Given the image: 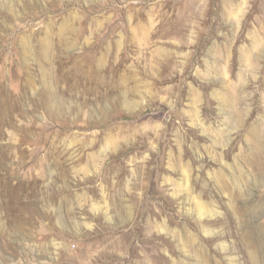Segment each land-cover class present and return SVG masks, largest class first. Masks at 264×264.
<instances>
[{
    "label": "rangeland",
    "instance_id": "374dc122",
    "mask_svg": "<svg viewBox=\"0 0 264 264\" xmlns=\"http://www.w3.org/2000/svg\"><path fill=\"white\" fill-rule=\"evenodd\" d=\"M0 264H264V0H0Z\"/></svg>",
    "mask_w": 264,
    "mask_h": 264
}]
</instances>
